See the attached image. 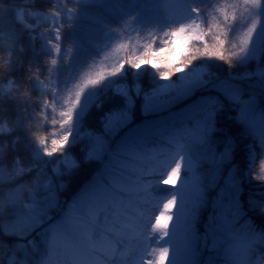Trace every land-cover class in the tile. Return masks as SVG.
Segmentation results:
<instances>
[{
	"label": "snow or ice",
	"instance_id": "obj_1",
	"mask_svg": "<svg viewBox=\"0 0 264 264\" xmlns=\"http://www.w3.org/2000/svg\"><path fill=\"white\" fill-rule=\"evenodd\" d=\"M25 2L32 3V0H25ZM242 2L245 6H250L248 10L253 19L250 26H247L243 39L239 43L231 44L233 50L229 56L225 55V45L233 33V26L227 25V31L222 35L213 34L215 43L210 44L207 37L211 29L206 31L192 15L193 13L197 16L201 15V5H204L206 0H183L187 13L184 18L167 20L162 30L159 26H154L156 31L153 33L151 42L146 44L134 59H122L110 70L97 71L94 76H86L82 83L76 85L75 95L69 97L66 107L59 112L61 119L52 121L53 125L58 123L59 128L62 129L60 137L51 140V147L47 146L44 139H40L39 144L43 146L42 153L40 150H35L33 163L39 175L31 187L29 203L25 204L19 198H0V248L6 251L8 257L7 261L0 259V264H51L54 257L59 258L61 255L63 264H100L97 249L101 245L96 242L95 234L102 229L106 231L110 229L114 233L113 239L103 246L106 264L109 258H119L122 262L126 250H131L133 253L128 259V264H165L166 260L168 264H178L174 256L169 259V247H172L173 252H183L190 242L196 239L194 229L196 214L204 203L206 190L216 186L221 179L224 182L221 195L229 194V207L233 209V214L231 220L224 219L222 216L220 227L231 234L232 243L229 251L234 257V264H250L248 258L257 239L255 228L249 221L240 228L233 223L241 215L239 194L242 190L241 180L237 175L239 169L233 162L235 140L228 137L224 150L217 153L211 139L212 133L218 131L215 127L216 115L224 107L219 96L204 97L201 106L192 111V113H202V116L189 133L190 143L183 144L175 137H171L170 141L175 145L174 150L159 169L138 162L143 158V154L138 151L139 141L151 131L141 130L126 138L115 153H111L106 143L100 137H96V146L85 156V162L93 159L103 160L109 153L113 156L123 154L131 158L134 168L131 171L125 170L120 179H113L111 182L103 180L102 176L100 182L92 184L82 194L63 219L48 225L46 229L44 225L49 219L47 210L56 206V195L50 179L43 183L39 179L44 175L41 165L49 163L47 160H42L41 155L52 158L59 153L60 157H64L60 163H63L69 172L79 167L76 161H68L66 157L67 152L71 150V145L75 144L80 137L84 114L92 106V104L85 105L84 101L89 98L90 93L107 91L109 88L122 99L123 103L121 106L110 109L102 117L106 131H117L132 122V111L136 99L143 100L142 109L148 113L161 110L173 100L209 85L216 92L221 93L224 99L240 107V116L237 120L251 128L254 120L252 107L254 97L250 100H242V90L235 81L258 76L261 82H264V67L258 68L256 73L230 74L226 80L216 78L215 84L212 83L213 74L203 69L196 70L192 74L188 72L180 75L176 80L171 79L177 73H184L185 69H189L192 62L199 57L227 62L230 68L247 64L257 58V45L264 42V4L261 0H242ZM4 6L10 7L7 3ZM55 6L56 0H52V7L55 8ZM237 6L233 5V7ZM31 11L34 9H14V21L22 24L24 17ZM51 15L55 20L57 12L53 11ZM256 18H259L258 22ZM224 20H228L227 15L224 16ZM113 31L117 30L113 29ZM54 32L56 42L49 40L48 43L55 52L59 53L61 44L58 42L63 39L62 24H54ZM30 35L34 37L35 33ZM10 38L11 46L14 48L24 36L13 25L10 29ZM157 41H159L158 44ZM177 47H179L178 52ZM174 54L178 58L173 59ZM260 58L264 59V50H260ZM233 59L236 61L235 65ZM51 63L56 65L57 60L53 59ZM142 65L154 69L151 74L153 86L149 91H144L140 84V78L147 72L146 69H141ZM8 66H13L11 59L8 61ZM66 67L70 68V65ZM128 72L132 73L131 85L126 79ZM38 76L37 71L35 78L38 79ZM28 79H33L32 65H29ZM114 81L118 82L113 83ZM158 81L169 82L160 84ZM70 83H73L71 79L65 82V87L67 88ZM16 91L23 92V89ZM19 99L12 91L6 95L0 94V111L9 104L18 105ZM91 99L94 100L96 97L93 96ZM48 103L44 101L45 108ZM95 107L99 108L101 104L96 103ZM260 119L259 141L264 148V113H261ZM0 125H3L2 120ZM15 131L14 127L0 126V135L12 136ZM70 137H72L71 141ZM61 145H69V148L65 150L60 147ZM19 146H21L19 137L15 136L10 143H0V170L9 169L7 176L10 182L33 170L32 166L23 163L19 155L12 156L10 167L5 163V149L16 153ZM193 146L198 147L195 154ZM23 147L27 149L28 145ZM256 159L255 153L250 148L247 175L252 179L264 181V174L255 177L252 174ZM202 162L210 165V175L207 177L198 172ZM226 166H230L227 175L224 174ZM110 167L107 165L105 172L111 174ZM123 168L127 169V165ZM53 172L61 174L59 167L54 168ZM182 173L183 179H181ZM151 175L156 177L155 187L151 180L145 179ZM177 180H181L179 188L169 191L166 186L170 184L174 186ZM161 185L165 187H159ZM41 189L47 195L43 200H38L36 193ZM161 189L164 190V194H161ZM150 198L157 202L154 210H158L160 203L163 204V210L155 216L149 210L137 215L135 209L147 204ZM217 203L221 204V201L218 199ZM249 207L250 210L258 208L260 214L264 215V202L249 198ZM100 216L104 218L103 225L99 221ZM173 220L175 222L170 228L169 222ZM41 229L43 231L39 232L38 230ZM33 233L43 235L44 255L48 259L33 260V254L37 251V242L33 238ZM258 238L264 242V232H261ZM111 264H117V260L112 259Z\"/></svg>",
	"mask_w": 264,
	"mask_h": 264
},
{
	"label": "trees",
	"instance_id": "obj_2",
	"mask_svg": "<svg viewBox=\"0 0 264 264\" xmlns=\"http://www.w3.org/2000/svg\"><path fill=\"white\" fill-rule=\"evenodd\" d=\"M21 0H3L0 2V85L11 81V84L15 85L14 89L11 90L19 97V103L9 104L3 111H0V120H2L6 126L14 127L16 131L12 136L0 135V143H10L13 136L19 137L20 145L16 153H12L5 149L6 158L5 163L10 162L12 156L19 155L21 158L28 155L29 147L31 145V137H35L38 134L39 126L36 127L33 123L34 118L42 120L41 108L43 101L46 96H41L34 89V81L36 80V73L38 71V79L47 81L50 79L52 74L51 62L47 52L42 49V41L38 38L31 40L28 36V32L24 29L23 24L17 23L13 19V7L20 4ZM128 0H104L101 3L81 5L78 3H72L69 0H56L55 8L52 7V0H32V3L28 4V7L43 12L62 13L65 8L73 10L76 19L73 22H65L62 24V46L65 49H69L74 56L82 61L85 57H89L95 53V45L98 44L100 35L103 29L106 27H115L120 19L125 18L124 11L129 8ZM5 3L9 4L10 7L6 8ZM23 33L24 38L18 41L15 47L11 46L10 29L13 28ZM237 27V26H236ZM211 31L208 33V41L210 44L215 43L213 40V34L222 35L226 32V29L219 25L217 28L210 27ZM235 34L230 36V40L226 43L225 55L229 56L231 51L232 43L235 41ZM264 50V44L263 49ZM238 51V49H237ZM11 53V56H10ZM13 61V66H8L9 60ZM195 64L204 63L211 73L216 76L226 79L227 75L240 74L244 70H251L257 65V62L251 60L249 63L244 65H236L229 67L227 62L219 61L215 58L199 57L194 60ZM193 61V62H194ZM192 62V63H193ZM61 64L64 68L67 64L66 59H62ZM233 64L236 61L233 59ZM258 64H264V59H259ZM29 65H32L33 79H28ZM147 72L140 78V84L143 89L152 87V76L154 69L147 67ZM65 71V70H64ZM130 83H133L132 73L128 72ZM17 89H23V92L16 91ZM9 91H0V94L6 95ZM254 120L251 128L246 126L243 122H239L237 118L240 116L239 111H233L227 117V121H224L222 115L217 114L216 116V128L218 131L212 133V142L217 153L224 150L226 140L228 137H232L235 140V152L233 154V162L238 166L239 171L237 175L241 180V192L239 195V203H241V215L235 220L234 225L237 228L243 227L246 221L253 224L257 233V239L254 241L253 249L249 256L250 264H255L257 260L254 255L257 250L264 248V242L259 240V234L264 232V215L260 214L259 209L250 210L249 198L257 201L264 202V181L260 179H252L248 176L246 182H243L242 170L246 168L247 155L249 149L248 145H251L252 149L256 152V162L253 169V176L262 175V163L264 161V148L261 147L259 141V133L261 129V113H264V92L257 90L254 94ZM246 97H242L244 100ZM96 103H100L101 107H95ZM121 101L119 97L113 94V91H99L98 97L95 103L86 111L84 118L82 119L83 124L92 130L97 129L101 126L100 118L110 109L119 106ZM141 103L137 104L136 116L140 111ZM81 140H77L75 144L71 145V153H73L78 161L79 167L77 169L69 171H63L60 174V179L64 181L65 188L63 194L65 196L72 195L78 190L85 181L90 179L94 171L98 168L97 162L87 161L85 162V155L80 154L78 146ZM82 144V143H81ZM23 145H28L27 149ZM76 145V146H75ZM78 145V146H77ZM69 146V145H68ZM69 148V147H68ZM198 150V147H197ZM208 167L207 162H202V168ZM228 167H225V173H228ZM244 211L245 214L242 212ZM197 220L194 224L196 233V239L193 241V245L197 242L200 245L202 239H209V234L205 231V224L213 220L224 216L220 210H210L206 206H202L197 214ZM211 258L214 259L213 254ZM218 261V260H217ZM209 264V263H208Z\"/></svg>",
	"mask_w": 264,
	"mask_h": 264
},
{
	"label": "rangeland",
	"instance_id": "obj_3",
	"mask_svg": "<svg viewBox=\"0 0 264 264\" xmlns=\"http://www.w3.org/2000/svg\"><path fill=\"white\" fill-rule=\"evenodd\" d=\"M72 1H77L80 3H86V2H93L94 0H72ZM159 4V11L161 12V15L158 17V19L155 22H152L149 27L146 29L144 28V33L146 34V38L152 39L153 33L156 31V28L154 26H159L161 30L166 26L167 20L169 19H183L184 16L187 14L186 9L183 4V0H159L157 1ZM24 4H20L19 6L15 7V9H27L25 2ZM152 3H155V0H148L147 5H152ZM261 3L264 4V0H261ZM236 4L238 5L237 7H233V5ZM154 6V5H153ZM250 6H245L242 2V0H206V3L204 5H201V15L197 16L195 13L192 15L196 18L197 22L201 24V27H205V21H203V13L206 14V16L209 17H218L220 21L225 23L226 29L227 25L234 24L235 22V17L238 14L239 17L242 16L243 19H245V22L243 23L242 29L239 32V35L237 37V41L239 42L241 39H243L244 33L247 31V26H250L251 21L253 17L250 16L249 14V9ZM29 9V8H28ZM14 10V9H13ZM37 15L36 12L31 11L30 14H27L24 19H23V24L24 27L27 28L28 30H32L31 28L36 26V23H38L41 27L37 28L38 30H33L31 33H35V37L37 36L38 38L43 39L44 41V46L47 48V46L50 48L49 52L52 55L54 59L57 60V64L53 65V75L51 80L47 82H42V81H36L35 82V88L38 91V94L45 96V94L49 95L47 101L48 106L47 108L43 106L41 108V115H42V120H38V118H34L33 123L36 127L39 126L38 129V135H42L41 137H38L32 145V151L30 152L29 156H25L24 158L22 157V161L25 165H30L32 166V171L25 173L22 176L17 177L14 181H9L8 180V168H4L0 170V198L3 199H8V198H19L22 200L25 204L29 203L30 201V195H31V187L32 185L37 181V177L39 175L37 171L36 165L33 163V157L35 154V150H40L42 153V147L39 144L40 139H44L47 143L48 147H51V140L52 139H58L62 133V129L59 128V124L57 123L56 125H53L52 121L53 119L59 121L61 117L59 116V112L62 110L63 107H66L69 97L74 96L75 92L77 90L76 85L82 83L84 78L86 76H94L97 71L100 70H110L111 67L115 66L118 61L125 59L124 54L128 52L131 56L134 58L140 54V52L144 48L143 41L146 39L144 37L140 38L139 32L142 23H140L141 18L138 17H133L130 18L124 27L123 31L120 32H114V31H109L104 37V41L101 45V52L99 54V57L96 59H93L89 61L84 66H75L72 64V62H67V65H70V68L67 67L65 70L66 73L63 74V71L59 69V61L60 58L63 56L67 55V52L65 49L61 48V51L59 53L55 52L54 49L51 48V45L48 43L49 40H52L54 43L56 42L54 40L55 32H54V24H61L62 20L64 18H67L69 20H72L75 16L71 11L65 10L64 16L63 17H58L56 16L55 20L53 17H49L48 14H44V16L41 17H35ZM227 15L228 20H224V16ZM237 15V17H238ZM234 17V18H233ZM36 19L35 24L28 23V19ZM217 19V18H215ZM257 22L259 21V18H256ZM217 20V21H218ZM215 23L210 24L212 26ZM30 26V27H26ZM31 38H34L33 36L30 35ZM159 43V41H158ZM257 45L258 51H257V58L260 56V50H261V45ZM47 48V50L49 49ZM179 51V47H177V52ZM173 59L178 58L176 54L172 56ZM145 65L141 66V69L144 68ZM127 67V66H126ZM264 67V66H262ZM260 68V67H259ZM203 69L205 72H210L209 69L207 68V65L204 63H199L195 64V61L190 65L189 69H185L184 73H177L176 76H173L171 79L176 80L178 76L187 74L194 73L196 70ZM258 68L254 70H245L242 71L241 74L245 72H251V73H256ZM211 73V72H210ZM127 78V75H126ZM217 76L213 75V80L212 83L215 84L217 83ZM71 79L73 83H70L67 85V88L65 87V82ZM220 80V79H219ZM118 81H114L113 83H117ZM169 81H160V84H165L168 83ZM236 84H238L242 90L243 95L246 97H249L246 100L251 99V93L253 90L260 88H264V83L261 82L260 78L258 76H253L250 77L249 79L245 80H237L235 81ZM129 84V83H128ZM11 84H3L0 87V91H10L13 89V86ZM212 88L211 85H209L206 88L203 89H197L191 94L185 95L182 98L173 100L168 106L162 108V111H152L145 113L142 109V104L143 100L141 101L140 99L135 100V106L132 111V122L128 124L127 126L119 128L117 131H111L105 130V127L102 123V117L100 118V123L101 126L97 129H92L88 130L81 125V130H80V137L78 138L81 139L82 142H79L78 149L80 154H84L87 156V154L93 149V147L96 146V137H100L103 142L106 143L107 147L111 150L116 152L115 147L118 148V146L124 141L126 138L131 137L127 136L124 138L125 131L129 128H137V130H140L143 125L146 124L145 117L149 116H154L156 114H159V112H162L161 115L163 117L169 115L172 113L175 109L174 107L177 106L178 103L187 101L188 98H191V96L197 95L199 97V100L201 103L203 102L204 97L208 96H216L209 90ZM213 89V88H212ZM247 89V90H246ZM111 90L109 88L107 91ZM112 91V90H111ZM203 91H206V93L202 94ZM114 94V92H113ZM249 96H248V95ZM115 95V94H114ZM95 96L96 93H90L89 98H86L84 101L85 105L92 104L93 99L91 97ZM117 96V95H115ZM119 97V96H117ZM120 101L123 103L122 99L119 97ZM198 100V101H199ZM141 102V112L143 116V121H138L134 122V118L136 117V110H137V104ZM224 107L223 110L229 111L232 109L237 110V106L234 104L230 103L229 101L225 100L223 101ZM254 106V105H253ZM252 106V107H253ZM176 111V110H175ZM85 115V114H84ZM161 115H157L156 117H159ZM202 116V114H201ZM200 116V119H201ZM84 118V116H83ZM148 121L150 119H147ZM42 122V123H41ZM196 123L192 126L191 129L195 128ZM0 126H4L0 125ZM190 131L187 132L186 137L188 138L189 141H191V136H190ZM91 133L92 135L89 136L88 134ZM137 134V133H136ZM135 135V134H134ZM72 140V137H70V141ZM82 143V144H81ZM76 146V145H75ZM61 148L67 150L68 145H61ZM117 156V155H116ZM113 156L112 158L108 159V154L105 155L103 160H97L93 159L90 161H95L98 163V169L94 172V174L90 177L89 180H87L80 188L78 191H76L71 197L65 198V195L63 194L64 188H65V183L63 180L60 178V174H56L53 172V169L56 167L60 168V172L62 174L63 171H67L65 168V165L63 163H60L61 159H64V157H60V154L57 153L54 155V157L49 158L46 156L41 155L42 160H47L49 163L46 165H41V168L44 172L43 176H40V182L43 183L46 180L50 179L52 181L53 187L55 189V195H56V206L52 208H48L47 210V215L49 219L44 225V228L46 229L48 225L57 223L61 220V216H63L65 210L69 211V209L73 206V204L82 197V194L86 192V188L95 180V177L99 172L102 170L105 164H112L113 161L115 160V157ZM126 156V155H125ZM67 160L68 161H76L78 163L75 155L71 153V151L67 152ZM10 167V164H9ZM115 175L113 179H116V173L118 172V169L114 170ZM103 176V180H108L111 182L113 179H111V176L109 173H106L102 171L101 177ZM101 179L98 181L100 182ZM224 188V182L223 180H219L216 186L211 187L213 194L217 193L221 195V190ZM228 194V193H226ZM47 195V193L41 189L38 193H36V198L38 200H43L44 197ZM218 201V200H217ZM217 201L214 202L215 204H218ZM221 201V200H220ZM43 206V205H41ZM39 232H42L43 229L38 230ZM33 238H35L37 242V251L33 254V260H40V259H48L47 256L44 255L45 251V245L43 243V235L33 233ZM226 243L224 244H217V247L219 248H224L227 250L228 247H231L232 240H225ZM155 246V245H153ZM180 256L182 257V262L181 264H196L198 261L196 258L195 260H189L187 249L183 252H179ZM7 254L6 251L3 248H0V259H3L7 261ZM232 259L234 257L232 256ZM61 263V256L59 258L54 257L51 261V264H60ZM234 264V261L231 263Z\"/></svg>",
	"mask_w": 264,
	"mask_h": 264
},
{
	"label": "bare ground",
	"instance_id": "obj_4",
	"mask_svg": "<svg viewBox=\"0 0 264 264\" xmlns=\"http://www.w3.org/2000/svg\"><path fill=\"white\" fill-rule=\"evenodd\" d=\"M159 111H162V109L159 110ZM137 132H138V130H137L136 127H135V128H129V129H127V130L125 131L124 138H126L127 136L134 135V134H136ZM142 149H143V151H142L141 153H142L143 155H147V153H149L150 151H153V148H150V149H149L148 147H147L146 149H144V148H142ZM115 150H117V147H115ZM138 151H139V148H138ZM111 153H114V151H111ZM111 153L108 154V159H107V160H109L110 158L113 157V155H111ZM171 154H172V153H169V154L165 155L164 157H162V158L159 160V164L157 163L159 167H158L157 169H159V168H160V167L166 162V159L169 158ZM155 158H157V157H155ZM155 158H154L153 160H155ZM127 159H128V158H127L125 155H123V154H119V155H117V156L115 157V160L113 161L112 164H105V165H104V167L102 168V170H101V171L99 172V174H97V176L95 177L94 182H92V183H91L86 189H88L92 184L98 182V181L101 179L102 171L105 172V167H106L107 165H110V166H111V167H110V171H111L110 176H111V179L114 178V175H115L114 170H116V169H118V170H124V168H123L124 165H127V170H132L133 165H132L131 163H127ZM130 160H131V158H130ZM124 171H125V170H124ZM106 173H108V172H106ZM145 179H147V178L145 177ZM181 179H183L182 176H181ZM148 180H151V181L153 182V186H154V187L156 186V185H155L156 177H155L154 175L150 176V178H149ZM105 181H108V180L105 179ZM108 182H109V181H108ZM180 183H181V180H177V182H176V184H175L174 186L170 184V185H168V186H166V187H168L169 191H175L177 188H179ZM159 187H165V186H162V185H161V186H159ZM161 194H164V190H163V189H161ZM150 199H151V198H150ZM161 199H162V197H161ZM156 207H157V202H154V203H152L151 209H146V208H143V207H139V208H137V210L140 209L142 212L145 211V210H150L151 214H152L153 216H155V215H158V214H159V211H162V210H163V204L160 203V204L158 205V210H154V209H156ZM141 211H140V212H141ZM173 211H175V209H173ZM67 212H68V211L65 210L63 216H61V219L64 218V216H65V214H66ZM99 221H100L101 225H103V223H104V218H103V216H100V217H99ZM153 222H154V221H153ZM174 222H175L174 220H173L172 222H169V224H170V228H171V224L174 223ZM107 237H108V235H107V233H106L103 229H102L99 233L95 234V240H96V242H97L99 245H101V247H99V248L97 249V252H98V258L102 256V253H101V250H102V244H101V243H102V241H103L104 239H106ZM118 247H119V246H118ZM130 252H131V251H130ZM130 252H129L128 250H126V251L124 252L123 255H128V254H130ZM130 255H132V254H130ZM173 256H174V258L177 260L178 264H181V262H182L183 260H182V257L180 256L179 252H176V251L173 252L172 247H169V259H171ZM60 264H63V256H62V255H61V263H60ZM117 264H121V263H117ZM165 264H168V260L165 261Z\"/></svg>",
	"mask_w": 264,
	"mask_h": 264
}]
</instances>
